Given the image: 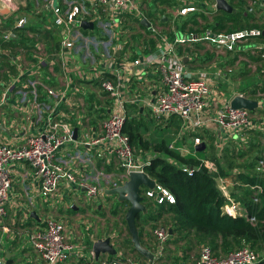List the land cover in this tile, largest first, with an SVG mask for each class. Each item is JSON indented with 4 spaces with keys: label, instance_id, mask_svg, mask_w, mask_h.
Instances as JSON below:
<instances>
[{
    "label": "crops",
    "instance_id": "obj_1",
    "mask_svg": "<svg viewBox=\"0 0 264 264\" xmlns=\"http://www.w3.org/2000/svg\"><path fill=\"white\" fill-rule=\"evenodd\" d=\"M194 1L200 5L199 11L191 12L185 16L196 18L198 22L197 28L189 24L185 26L184 30H181V24H178L176 27L175 23L179 20V17L185 16H178L175 19V23H173L172 19H169L171 12L167 16L165 12L157 11L158 9H162L164 5L176 6V2L173 0L153 1L154 5L160 4L159 8H152L153 2L142 4L140 6V18L126 15V23H122V26L125 24L126 31L130 34L129 38H135V42L130 43L131 47L129 49L127 48L128 45L124 44V51L122 53L128 55L130 50L129 56L133 58L140 53L147 54L153 51L157 43H155L156 36L152 35V30L156 27L159 31L177 28L175 29L177 33L183 31L182 34L179 32V35H189L187 31L189 32L191 27L194 30L199 29L200 34L206 30H212L216 33L227 32L217 29L219 19L220 21L223 19L227 21V16L224 13L234 14L239 11L238 8L235 9L232 5H230L232 7L231 12L220 11L217 8L212 12L207 9L203 11L201 9L205 5L204 1L211 5L216 4V1ZM66 2L67 0H0V22L8 24L11 28V39L7 42L0 39V102L4 99V103L0 105V144L22 145L28 135L36 134L44 127L58 123H68L73 129L76 128V141L78 142L83 139L84 135L96 137L102 134V123L108 117L111 107L110 97L99 89V84L96 81L74 80L72 86L77 88V91H72V89L65 90V78L59 59L56 56L61 31L53 23L51 8L55 4L65 11L67 9ZM245 3L244 10L251 18L249 24H254L252 28L260 29L262 32L264 12L258 10V5L254 4L253 0H246ZM156 12L162 13L159 18L156 17ZM220 12H224L223 15ZM104 17L105 15L102 12H100V17L91 13L90 17H85V21L93 22L94 28L89 30L80 27L77 30L96 45L100 40L97 39L94 32L98 30L99 24H102ZM22 19L25 21V24L17 27L16 23ZM183 19H180L179 23ZM142 20H146L150 27L148 28L142 23L143 27H139L137 21L141 22ZM202 21L206 22V24H202ZM227 22L230 26H234L232 22ZM242 22L244 21L242 20ZM134 24L137 26L135 29L133 28ZM137 29L142 30V35L150 37L147 38L146 43L140 42V35H135ZM243 29H236V31ZM2 30L3 28L0 27V37ZM171 30L169 34L170 38H172ZM101 41L107 42V40ZM250 42V45L246 44L242 47L243 53L239 52L243 44L238 45L236 51L239 53H237L223 51L207 42L201 41L177 45V52L181 56L184 66L189 71L203 70L206 67H210L209 69L216 67L218 69L217 65L222 67L219 69L226 71L232 68L230 63L240 64L245 62L244 58L241 57L245 55V51L252 53L254 52V48L262 46V43L260 44L256 40ZM78 56L81 59L86 57V54H81L80 47H78ZM120 56L118 55L117 57L120 58ZM246 60L248 61V59ZM208 62H210V66H207ZM228 66L229 68H227ZM231 72L232 70L228 72L227 77L235 78L234 69L232 74H230ZM244 72L245 70H242V73ZM12 78L17 80L14 82L15 85H13ZM209 78L212 77L210 76ZM213 79L215 78H212L211 81L214 83ZM262 80H264V76H262ZM27 82H36L35 89L33 87L25 88ZM217 82L218 88L227 90L228 96L237 92L234 90L236 80L228 87L221 86L222 80L218 79ZM214 84V87H217L216 83ZM157 86L163 88L160 76L153 68L147 69L142 77L134 78L131 82L132 92L141 97L153 95ZM47 89L54 90L58 94V97L50 98L47 94ZM64 91L66 95L63 96L61 93ZM33 93H35V98ZM40 104L47 106V109L38 110L37 105ZM126 114L127 118L128 116L130 118L135 117L144 122L145 127L146 123L150 122V120L156 126H164L165 122H168L170 119H152L147 114L146 109L140 104H128ZM211 135V132H199V136L206 137V140H208V137L211 138L208 145L213 144V135ZM187 144L183 148H180L183 155H187L190 152ZM169 146L173 147L172 144ZM94 152L95 150L92 146H80L77 142H68L55 156L59 163L64 164L66 168L73 171L79 181L96 184L100 187L101 192L91 199L86 197L84 190H79L63 181L54 194L47 200H44L39 193V183L35 179L31 166L27 162H15L12 164V181L6 204V215L2 222H0L1 252L6 258L7 264H41L35 252L28 244V234L37 226H41L47 217H53L64 223L67 232L71 234V239L74 237V242L79 243L83 246V249L87 250L92 249L93 242L98 239L107 238L109 236L106 235L107 233L111 232L114 228H118V234L121 236L120 239L113 238L111 235V237L109 236L111 244L117 251L116 255L131 256L138 260L145 259L132 252L133 245L130 240V234L128 238L127 235L125 237V231H128V229L127 225L126 228L122 226L124 223L120 219V216L122 211L125 214L129 204L127 202L120 203L117 201L116 196L105 194L106 190L123 183L127 175L118 166L113 156L106 155L103 158H99L94 156ZM228 180L234 183L232 177L223 176L216 179V186L225 197L222 212L231 213L235 217H246L247 211L245 206L242 202L236 200L239 193L234 195L237 197H233L232 195L235 187L233 186L232 190L231 188H226ZM146 189L147 187L142 186V193ZM76 191H78L80 196L76 194ZM88 200H91L92 203L88 204ZM94 204L96 212H99L98 219L100 218L103 221L100 224L103 230L101 235L97 234V230L94 229ZM109 204H113V209L112 206H107ZM57 206L61 208L57 210ZM66 208H69L71 212L67 213ZM105 209L107 212L102 213L101 210ZM113 210L116 211V215L112 213ZM144 214L141 213L140 220L147 222L150 218ZM71 221H74V224L67 226V223L70 224ZM86 225L90 226V228L86 229ZM71 230H73V234ZM138 230L140 231L139 228ZM75 231L77 234H75ZM170 240L167 242L165 248L166 253H171V250L176 249V246ZM142 243L144 247L151 251L154 250V239L152 242L151 236L147 233H142ZM110 256L105 253L101 254L99 258L108 259ZM73 261L77 262V264L82 263L76 260ZM84 264L91 263L84 262ZM94 264L96 263L94 262Z\"/></svg>",
    "mask_w": 264,
    "mask_h": 264
},
{
    "label": "built area",
    "instance_id": "obj_2",
    "mask_svg": "<svg viewBox=\"0 0 264 264\" xmlns=\"http://www.w3.org/2000/svg\"><path fill=\"white\" fill-rule=\"evenodd\" d=\"M152 1L154 0H67L65 11L55 4L51 8L53 23L61 31L56 56L65 78V90L77 91V88L72 86L74 80L96 81L99 89L110 97L111 107L108 117L102 123V134L99 136L84 135L83 139L78 142L77 139H73L74 129L71 125L58 123L44 127L36 134L28 135L22 145L0 144V222L6 215V204L12 181L11 166L15 162H27L31 166L35 179L39 183V193L44 200L51 197L63 181L79 190H84L88 199L96 197L101 192L99 186L79 181L71 169L56 160V153L68 142L94 147V156L99 158L106 155L113 156L126 175L130 172H145L152 156L142 151L136 152L123 131L128 104L142 105L147 114L155 120H166L171 116L178 117L182 122L180 134L192 131L211 132L219 150L229 139L244 140L243 133L246 131L264 130V114L255 117L256 115L252 116L245 108L231 107L230 102L233 97L246 96L237 92L231 96H224L221 89H214L215 84L211 79L226 81L230 69L223 71V74L217 73L216 76L212 73V78H209V73L204 70H187L177 52V45L193 41L207 42L217 49L235 52L238 45L259 37L262 33L260 29L251 28L220 33L206 30L198 35L192 33L179 35L173 28L172 38L169 39L166 34L154 28L152 32L157 42L155 49L147 54L140 53L134 58H128L122 53L124 43L108 40L107 42L98 41L94 45V42L77 30L81 27V22L85 21V17H90L91 13L100 17V12H102L105 15L102 22L103 29L108 34L121 33V18L126 15L140 18V6ZM173 1L176 2L177 7L172 18L173 23L178 16L199 11L200 5L194 0ZM203 3L205 5L201 10L215 11L216 4L211 5L205 1ZM253 3H256L258 8L264 12V0H253ZM24 24L23 19L16 23L17 27ZM0 27L3 28L0 39L5 42L9 41L11 39L10 26L1 21ZM84 45L86 57L81 59L78 56V47L81 52V47ZM116 55L121 56L119 58ZM149 68H153L159 74L163 88L157 86L153 95L141 97L132 92L131 82L134 78L142 77ZM216 70L221 71L219 68ZM11 80L15 85L14 82L17 80L14 78ZM35 86L36 82H27L25 88L35 89ZM216 86L218 87L217 84ZM47 94L50 98L58 97V94L51 89H47ZM61 94L64 96L66 92ZM33 95L35 98V93ZM3 103L4 99L0 105ZM257 104V108L264 110V96L257 101ZM37 108L41 111V109H47V106L40 104ZM194 144L200 145L201 140L195 137ZM203 163L210 171H215L212 163L208 161ZM257 170L264 172L263 160L258 162ZM183 171L188 174L192 172L186 167H183ZM231 186L232 183L227 182L226 188H231ZM142 195L157 204L175 202L174 196L156 182L154 188H147ZM254 200L257 201L256 198ZM249 221L254 222L255 219L250 217ZM89 228L90 226L86 225V229ZM70 235L64 223L53 217H47L41 226L30 231L28 244L41 264H73V260L91 264L94 262L96 264H156V259L164 255L169 236L164 228L154 230L155 245L152 250L154 259L150 263L147 259L138 260L131 256L121 255L108 259H96L92 249L88 250L90 259H85L87 256L83 253V246L75 243V238L71 239ZM261 259H264V253L260 255L248 246L231 251L225 256H217L209 246H204L194 264H256ZM0 264H7L1 252V238Z\"/></svg>",
    "mask_w": 264,
    "mask_h": 264
},
{
    "label": "trees",
    "instance_id": "obj_3",
    "mask_svg": "<svg viewBox=\"0 0 264 264\" xmlns=\"http://www.w3.org/2000/svg\"><path fill=\"white\" fill-rule=\"evenodd\" d=\"M228 2L239 10L234 14L223 12L227 16V21L232 22L234 26H230L224 19L222 21L219 19L217 29L227 32L245 27L251 29L254 24H249L251 18L244 10L246 0H228ZM178 24H181V30H184L185 26L189 24L192 27H198L197 19L194 17H187L180 23L178 21L175 26L177 27ZM137 25L143 27L140 21H137ZM192 27L189 32L187 31V34L198 35L201 33L199 29L194 30ZM263 31L264 25L261 35L252 39L262 43L261 47L254 48V52L258 54L257 58L251 56L249 51L244 52L248 59L261 64L256 70L257 75L259 74L258 78L256 75L251 76L249 72L245 71L240 76H248L244 79H248L251 85L245 84L242 80L237 81L234 86L237 93L256 101L264 96V80H262V76H264ZM179 32L180 34L183 33V31ZM252 40L250 39V41ZM250 41L241 45L240 53H243L242 47L244 45L251 44ZM256 113L264 114V110L258 107L250 111L252 116ZM144 124L137 118L128 116L123 131L136 152L142 151L152 156L150 165L145 168V173L158 185L167 189L175 198L173 204L167 202L157 204L144 198L147 210L144 215L156 222L163 220L167 227L164 229L169 234L168 241L171 239L170 242L172 241L176 247L179 243L183 244L182 250L183 247L190 250L193 242L196 245L209 246L215 255H219V253L228 254L246 244L256 253L263 254L264 172L257 170V167L260 160L264 161V147L261 150V144L258 142L259 137H264V130L246 131L243 133V137L247 133H253L256 134L257 138L253 136L250 139L244 137V140L229 139L219 150L212 135L213 144L208 145L211 138L208 137L206 140V137L199 136L198 131L179 134L181 120L176 116H171L164 126H156L151 120L146 123V127ZM149 129H151L150 134H148ZM195 137L202 141L200 145L194 144ZM186 143H188L190 152L183 155L180 148L186 146ZM170 144L173 147L170 148ZM258 146L259 149H256ZM196 147L200 149H196ZM204 161L212 163L215 171H210L204 165ZM183 167H196V169H192L191 174H188V172L183 171ZM223 176L232 177L234 183L232 182L231 190L233 186L235 187L232 195L237 197L234 195L239 193L236 200L245 206L246 217H235L222 212L225 197L217 188L216 179ZM228 182L230 181L228 180ZM252 187L255 188L252 189ZM255 198L257 201L254 200ZM112 213L116 214V211L113 210ZM140 216L141 213L136 216L137 229L139 228ZM250 217H253L255 221L250 222ZM124 224H126L125 220ZM138 232L140 242L143 245L142 233L139 230ZM132 252L140 256L133 247ZM113 257L110 256V258ZM162 261L163 256L156 259V264ZM256 264H264V259Z\"/></svg>",
    "mask_w": 264,
    "mask_h": 264
},
{
    "label": "rangeland",
    "instance_id": "obj_4",
    "mask_svg": "<svg viewBox=\"0 0 264 264\" xmlns=\"http://www.w3.org/2000/svg\"><path fill=\"white\" fill-rule=\"evenodd\" d=\"M153 5L151 6L152 8H159L160 7V4L159 5H154V2L152 3ZM170 5V4H169ZM150 9V8H149ZM176 9H177V7L176 6H166V5H164L163 6V8L162 9H158L157 11H162L163 13L165 12V14L167 15V16H169V12H171V16H170V18L169 19H172L173 18V16H172V13H175V11H176ZM258 9V8H257ZM170 10H172V11H170ZM258 10H260V9H258ZM261 11V10H260ZM262 12V11H261ZM221 13V15H223V12H220ZM162 13H159V12H156V17L157 18H159L160 17V15H161ZM188 16H185V17H180V18H187ZM180 18H179V20H180ZM125 20H126V16H123L122 18H121V21L120 22H122V23H126L125 22ZM178 20V21H179ZM171 21V20H170ZM177 21V22H178ZM176 22V23H177ZM208 22H210V20H208ZM202 24H206V22H203L202 21ZM156 25H158V24H156ZM122 26V25H121ZM158 26H160V25H158ZM99 28H98V30H96L94 33H95V35H96V37H97V39L98 40H112V42H121V43H124V44H126V45H128V49L131 47L130 46V43H132V42H135V38H129L130 37V34L129 33H127V31H126V26H125V24H124V26H122L121 27V33L120 32H118L117 34H116V32H111L110 34H108V32H106L104 29H103V27H102V24H99V26H98ZM137 26L134 24L133 25V28L135 29ZM157 27H156V31H157ZM175 29H177V28H175ZM170 30L171 29H165V30H163V31H161V33L162 34H166L167 36H168V38L169 39H171L170 38ZM177 31V30H176ZM235 31V30H234ZM141 32V33H140ZM98 33V34H97ZM140 33V34H139ZM127 34H129V35H127ZM132 34V33H131ZM135 35H140V37H139V40H140V42H143V43H146V40H147V38H150L149 36H146V35H142V30H139V29H137V33L135 34ZM153 35V34H152ZM256 42H259V40H256ZM155 43H157L156 41H155ZM246 43V42H245ZM157 45V44H156ZM113 46H114V44H113ZM81 52H82V54H85L86 53V48H85V45L83 46V47H81ZM130 50H129V52H128V57L129 58H132V57H130L129 56V54H130ZM250 55L251 56H253L254 58H257V56H258V54H257V52H252V53H250ZM242 58H244V61L246 62H244V63H240V64H233V63H230V65H232L231 67L232 68H230V70H232V72L230 73V74H232L233 73V69H234V75L236 76L235 78H230V77H226V79L228 80V81H222L223 83L221 84V86L222 87H228V86H230L231 84H233V82H235V80L236 81H238V82H240V81H244V83L245 84H249V85H251V82L248 80V79H244V78H246V77H248V76H244V77H242V76H240L241 74H242V70H245L246 72H249V74L252 76V75H256V77L258 78V76H259V74L257 75V72H256V70H257V68L261 65L260 63H257V62H255V61H253L252 59H248L245 55L244 56H241ZM134 58V57H133ZM248 59V61L246 60V59ZM212 61V60H211ZM210 61V62H211ZM243 61V60H242ZM210 62H208V64H207V66H210L209 65V63ZM218 66V68H220L221 66L220 65H217ZM210 68V67H209ZM208 67H206V68H204L203 70L206 72V73H209V75L211 76L212 75V73H214V76H216L215 74H217V73H220V74H223V69L221 70V71H218V70H215L216 69V67H214V69L212 68V69H209ZM222 68V67H221ZM224 68V67H223ZM227 68H229V66L227 67ZM238 70V72H236ZM213 81H214V83H218L217 82V80L216 79H213ZM214 89H217L218 90V87H214ZM229 89V88H228ZM235 90V89H234ZM221 91H222V93L224 94V96H226V95H228L227 93V90H225V89H221ZM256 116L255 117H260V115H262V114H259V113H256L255 114ZM151 133V129H149V132H148V134H150ZM253 136H255L256 138H257V136H256V134H253V133H247L244 137L245 138H247V139H250L251 137H253ZM258 142H260V144H261V146H260V148H261V150L263 149V147H264V137L262 138V137H259L258 138ZM248 141V140H247ZM256 149H259V146L258 147H256ZM92 185H96V184H92ZM98 186V185H97ZM77 193L76 194H78V191H76ZM78 196H80V194H78ZM91 204L92 203V201L91 200H88V204ZM113 204H109V205H107L108 207H111ZM61 207H59V206H57V210L58 209H60ZM112 209H113V206H112ZM66 211H67V213H70L71 211L69 210V208H66L65 209ZM101 212L103 213V212H107V210L105 209V210H101ZM98 214H99V212H96V206H95V204H94V229L95 230H97V234H99V235H101L102 234V232H103V230H102V228H101V226H100V224L101 223H103V221L102 220H100V218L98 219ZM114 215H116V214H114ZM103 216V215H102ZM121 218V220H123V223H124V214H123V211L121 212V216H120ZM74 224V221H71V223L69 224V223H67V226H70V225H73ZM138 225H139V229H140V231H141V233H147L148 235H150L151 236V241L153 242V239H154V243H155V237H154V235H153V232H154V230L156 229V228H166L167 229V227H166V224L164 223V221L163 220H160V221H155V220H151V219H148V221L147 222H145L144 220H140L139 222H138ZM99 226H100V228H99ZM122 226H124L125 228H126V224H122ZM123 227V228H124ZM124 231H125V229H123ZM127 230V229H126ZM72 231V232H71ZM70 232L73 234V230H71ZM118 232H119V230H118V228H114L111 232H109V233H107L106 235H111L113 238H118V239H120L121 238V236H119V234H118ZM75 234H77V232L75 231ZM126 235H127V238L129 237V233H128V231H125V237H126ZM108 236V237H109ZM110 236V237H111ZM72 239H74V237L72 238ZM181 246H183V244H181V243H179V245L176 247V249L175 250H171V253H166V252H164V260L161 262L162 264H169V263H172V264H192L194 261H195V259H196V257L200 254V252H201V249L204 247V246H206V245H196V244H194L193 242H192V246H191V249L190 250H186V249H184V247H183V250H182V248H181ZM243 246H248V245H246V244H243L241 247H243ZM240 247V248H241ZM240 248H238V249H240ZM83 250V253L87 256L85 259H90V257H89V255H88V250L87 249H82ZM183 251V252H182ZM226 254H222V253H219V255H217V256H225ZM84 259V260H85ZM73 262V264L75 263L74 261H72ZM68 264H70V263H68ZM79 264H84V262H82V263H79Z\"/></svg>",
    "mask_w": 264,
    "mask_h": 264
},
{
    "label": "water",
    "instance_id": "obj_5",
    "mask_svg": "<svg viewBox=\"0 0 264 264\" xmlns=\"http://www.w3.org/2000/svg\"><path fill=\"white\" fill-rule=\"evenodd\" d=\"M216 8L220 11L231 12L232 7L227 2V0H215ZM142 24L150 27L146 20L141 21ZM80 26L83 29L92 30L94 28L93 22L82 21ZM264 35V31H263ZM231 107L233 108H245L249 111L257 108V101L252 100L242 96H235L231 99ZM73 139H77V129L73 130ZM203 146V144H202ZM196 149H200L196 147ZM188 169L194 170L196 167H191ZM199 171H201L199 169ZM145 186L148 189H152L155 186V181L151 179L145 172H130L127 174V178L119 186L108 189L105 191L106 195L116 196L118 202H127L129 204L128 208L124 214V220L127 225L128 232L130 234V240L133 245L134 250L143 258L147 259L150 263L153 262L154 253L144 247L139 238V232L136 227V216L140 213H146V206L144 204V197L142 195L141 187ZM92 251L94 252L95 258L98 259L101 254H108L111 256L116 255L117 251L111 244L110 237L105 239H98L92 244Z\"/></svg>",
    "mask_w": 264,
    "mask_h": 264
}]
</instances>
